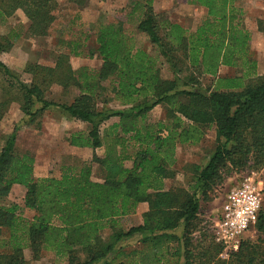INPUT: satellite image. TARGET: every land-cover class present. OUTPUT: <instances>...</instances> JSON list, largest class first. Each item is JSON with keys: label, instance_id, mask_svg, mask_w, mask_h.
<instances>
[{"label": "trees", "instance_id": "16d2710c", "mask_svg": "<svg viewBox=\"0 0 264 264\" xmlns=\"http://www.w3.org/2000/svg\"><path fill=\"white\" fill-rule=\"evenodd\" d=\"M54 1L0 0V16L21 10L31 33L44 36L55 19ZM192 2L207 13L186 33L157 13L153 0H134L126 18L136 22L156 53L136 47L120 25L100 22L95 47L87 52L100 57L97 69H74L69 62V54H82L87 36L82 42L68 41L69 52L59 51L52 65L28 61L23 71L31 76L29 82L0 59V119L12 101L19 103L23 123L57 107L87 125L86 131L72 133L69 143L102 148L103 154L94 153L92 160L107 172L103 181L92 180L88 166L59 177H35L32 155L16 150L14 126L0 148V201L13 185H21L22 205L33 215H21L18 203L0 204V232L4 228L8 233L0 240V264H30L25 248L34 258L51 251L67 264H264L262 205L253 225L261 236L255 242L241 240L227 259L218 258L223 246L215 242L211 226L193 234L201 199L226 173L264 166V77H257L255 61L242 54L248 33L238 26L232 0ZM257 29L264 33V19L257 20ZM12 39L0 38V53L12 46ZM160 61L170 77L161 76ZM221 65L242 71L220 75ZM203 77H208L206 86ZM53 84L77 93L69 103L48 100L45 92ZM156 105L163 106L164 117L149 121ZM209 127L214 128L215 146L207 161L192 165L187 187L166 189L177 144L199 142ZM127 161L131 165L126 167ZM141 202L147 203L141 223L123 229L119 219ZM106 227L105 240L101 232ZM130 242L137 245L127 249Z\"/></svg>", "mask_w": 264, "mask_h": 264}, {"label": "rangeland", "instance_id": "374dc122", "mask_svg": "<svg viewBox=\"0 0 264 264\" xmlns=\"http://www.w3.org/2000/svg\"><path fill=\"white\" fill-rule=\"evenodd\" d=\"M134 0H55L53 5L54 21L49 27L47 35L37 36L29 29V20L21 10H16L7 18L0 16V38L4 35L14 36L12 46L0 53V59L4 61L11 70L15 71L19 79L29 82L30 75L23 71L28 61L52 65L56 54L59 51L69 52L68 41L82 42L80 48L82 54H69L71 67L78 68L88 66L97 69L101 66V59L97 54H87L88 50L95 47V32L97 24L114 23L120 25L125 33L133 38L136 47L144 48L150 53H156L144 33L136 28L135 21H128L126 14L130 10ZM233 8L237 14L241 13V21L254 30L253 50L250 54L257 62V77H264V33L257 31V20L264 19V0H232ZM153 8L157 13L165 15L168 20L180 23L189 29H194L206 15L205 7L192 2V0H153ZM239 10V11H238ZM239 68V69H238ZM160 74L163 78L170 77V71L164 62L160 61ZM240 67H221L220 75L240 74ZM0 74V82L3 81ZM202 85L208 84V77L202 78ZM77 91L71 87L67 91L61 86L53 84L45 92L48 100L57 102H71ZM116 103H112L115 105ZM39 104L33 106V110ZM164 117L162 105H156L149 113V121H156ZM23 113L19 103L12 101L2 118L0 119V148L3 138L10 133L14 126H18L16 132L15 146L19 153L27 152L34 158L33 173L35 177L53 176L59 177L69 169H79L81 166H88L91 171L90 178L94 181H103L107 172L102 170L92 156L102 155L103 149H91L89 147H78L69 143L72 133L86 131L87 125L84 122L70 118L61 113L57 107L45 109L40 115L34 117V121L22 122ZM116 120L111 119L107 124ZM215 146L214 128H205L202 138L197 143L177 144L175 149L174 162L168 166L172 174L165 179V188L187 187L191 178L192 165L204 164L209 158ZM127 161L125 166H130ZM116 170L113 171V173ZM251 176L259 181L261 205L264 207V166L255 168L246 166L243 169H231L224 175L223 180L217 183L207 194L206 198L200 201L198 214V229L193 233L198 235L203 226H211L218 214L220 204L225 194L233 186L237 185L244 177ZM25 188L21 185H13L9 193L0 201V204L9 205L18 203L19 213L31 218L33 211L25 208L22 204ZM202 198V197H201ZM147 209V203L141 202L130 214L119 219L123 229L141 223L142 213ZM181 227L176 232L181 233ZM110 229L102 230V239L109 238ZM6 229L0 232V240L7 237ZM261 236L254 226L244 233L241 240L249 239L253 242ZM215 240V239H214ZM216 242V241H215ZM136 242H130L126 248L136 246ZM0 246V251H2ZM233 250L222 249L218 258L227 259ZM25 260L30 264H67L65 258H58L51 251L42 250L39 257L34 258L29 248L23 250Z\"/></svg>", "mask_w": 264, "mask_h": 264}, {"label": "built area", "instance_id": "2783aa9c", "mask_svg": "<svg viewBox=\"0 0 264 264\" xmlns=\"http://www.w3.org/2000/svg\"><path fill=\"white\" fill-rule=\"evenodd\" d=\"M259 185L247 176L225 194L211 225L215 241L224 249L237 250L244 233L255 224L261 207Z\"/></svg>", "mask_w": 264, "mask_h": 264}, {"label": "crops", "instance_id": "0c3cea01", "mask_svg": "<svg viewBox=\"0 0 264 264\" xmlns=\"http://www.w3.org/2000/svg\"><path fill=\"white\" fill-rule=\"evenodd\" d=\"M204 7V6H203ZM206 9V8H205ZM239 11V10H238ZM206 13H207V9H206ZM205 17H206V15H205ZM204 17V18H205ZM202 21V20H201ZM200 21V22H201ZM236 21H239V27H241L243 30H245L247 33H248V40H247V42H246V45H245V49L242 51V54H247V57L249 58V59H252V60H254L255 61V63H256V68H257V62H256V59L255 58H253V57H251V55L250 54H255V52H254V48H253V44H254V30L256 31V28L255 29H253L252 27H248V26H246L244 23H243V20L241 21V13H239V14H237V18H236ZM176 23V22H175ZM179 25H181L185 30H186V33H191V32H193L194 30H195V28L197 27H195L194 29H189V28H187V27H185L184 25H182V24H180V23H178ZM198 25V24H197ZM257 31H258V29H257ZM221 67H231V68H237V67H239V66H226V65H221L220 67H219V70H218V73H219V71H220V68ZM239 69V68H238ZM240 69H242L241 67H240ZM256 72H257V70H256ZM136 208H137V206H136ZM135 208V209H136ZM145 210H147V209H145Z\"/></svg>", "mask_w": 264, "mask_h": 264}]
</instances>
